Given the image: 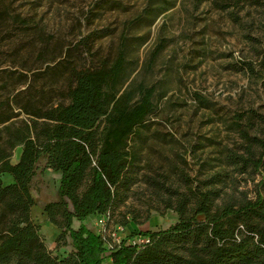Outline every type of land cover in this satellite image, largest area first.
<instances>
[{"label": "rangeland", "instance_id": "1", "mask_svg": "<svg viewBox=\"0 0 264 264\" xmlns=\"http://www.w3.org/2000/svg\"><path fill=\"white\" fill-rule=\"evenodd\" d=\"M159 1L0 0V111L16 116L7 124L27 121L20 107L29 98L42 108L66 104L69 70L112 62L125 32L133 44L130 59L135 71L130 81L157 89V109L148 122L146 142L135 141L141 149L138 182L105 228L107 239L113 234L163 231L178 222L168 210L151 211L149 220L140 218L138 226L115 225L122 216L131 220L145 209L149 194L144 175L165 174L180 185L179 172L202 180L225 169L230 179L226 192L236 199L264 197L259 186L264 174L248 169L240 175L219 164L225 149L243 153L244 141L231 128L235 115L254 111L257 118L250 135L264 137V68L260 66L264 11L244 7L222 12L209 1L167 0L168 10L158 14ZM147 8L151 15L145 17ZM20 152L21 148L14 151L12 164L18 162ZM60 177L42 158L31 194L39 236L47 250L62 260L72 251L70 240H58L61 231L43 212L44 205L59 200ZM1 181L4 186L12 183L7 175ZM96 221L91 218L84 224L97 233ZM79 226L74 221L72 228Z\"/></svg>", "mask_w": 264, "mask_h": 264}, {"label": "trees", "instance_id": "2", "mask_svg": "<svg viewBox=\"0 0 264 264\" xmlns=\"http://www.w3.org/2000/svg\"><path fill=\"white\" fill-rule=\"evenodd\" d=\"M197 1H209L222 12L244 7L264 11V0ZM159 3L156 12L165 13L170 4ZM131 41L122 33L110 63L70 69L66 104L42 108L29 98L20 107L28 119L20 124H7L16 116L0 111V264H264V197L236 199L226 192L230 179L225 169L202 180L179 172L180 185L165 174L143 176L149 194L145 209L137 211L140 217L124 215L115 225L138 226L151 211L170 210L178 222L167 230L131 232L117 245L84 224L90 217L103 218L106 228L128 198L141 162L135 141L146 142L148 122L156 113V87L130 81L135 71ZM260 66L264 68V59ZM249 71L254 72L252 67ZM256 118L254 111L235 115L231 128L244 141L243 153L220 152L219 164L240 175L248 169L264 174V137L250 135ZM17 148L19 160L12 164ZM42 158L61 174L59 200L44 205L43 212L61 231L58 240H70L72 251L62 260L47 250L32 219L31 186ZM4 175L11 184H2ZM259 186L264 188V179ZM74 221L80 223L76 230ZM136 237L148 243L128 244Z\"/></svg>", "mask_w": 264, "mask_h": 264}, {"label": "built area", "instance_id": "3", "mask_svg": "<svg viewBox=\"0 0 264 264\" xmlns=\"http://www.w3.org/2000/svg\"><path fill=\"white\" fill-rule=\"evenodd\" d=\"M96 227L98 228L97 233H105V220L103 218H96ZM123 237L121 235L116 236L115 234L112 235V241L115 244H120L122 242ZM148 243V239L145 237H136L132 240L128 241V244L132 245H143Z\"/></svg>", "mask_w": 264, "mask_h": 264}, {"label": "crops", "instance_id": "4", "mask_svg": "<svg viewBox=\"0 0 264 264\" xmlns=\"http://www.w3.org/2000/svg\"><path fill=\"white\" fill-rule=\"evenodd\" d=\"M91 218H94V217H90L89 219H91ZM88 220V219H87Z\"/></svg>", "mask_w": 264, "mask_h": 264}]
</instances>
